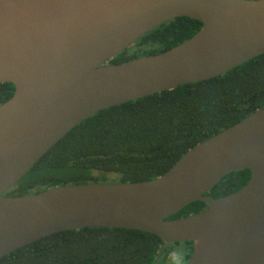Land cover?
I'll return each instance as SVG.
<instances>
[{"label":"water","instance_id":"obj_1","mask_svg":"<svg viewBox=\"0 0 264 264\" xmlns=\"http://www.w3.org/2000/svg\"><path fill=\"white\" fill-rule=\"evenodd\" d=\"M177 18L203 24L163 53L110 64ZM264 55V0H0V260L76 230L126 229L193 243L187 264H264V107L189 150L166 174L5 197L69 132L95 114L218 78ZM249 170L240 191L205 195ZM208 208L169 220L195 202Z\"/></svg>","mask_w":264,"mask_h":264},{"label":"trees","instance_id":"obj_2","mask_svg":"<svg viewBox=\"0 0 264 264\" xmlns=\"http://www.w3.org/2000/svg\"><path fill=\"white\" fill-rule=\"evenodd\" d=\"M201 22L177 18L148 32L110 64L169 51L194 37ZM15 93L0 85V105ZM264 107V55L210 81L185 85L103 110L69 132L5 197L29 196L67 185L149 182L166 174L189 150ZM249 170L232 173L205 197L243 189ZM208 208L195 202L169 220ZM188 263L193 243L165 245L151 234L126 229L59 233L21 248L0 264H170L175 248Z\"/></svg>","mask_w":264,"mask_h":264},{"label":"rangeland","instance_id":"obj_3","mask_svg":"<svg viewBox=\"0 0 264 264\" xmlns=\"http://www.w3.org/2000/svg\"><path fill=\"white\" fill-rule=\"evenodd\" d=\"M181 248H175L173 257L171 259L170 264H185L184 259L180 255Z\"/></svg>","mask_w":264,"mask_h":264}]
</instances>
